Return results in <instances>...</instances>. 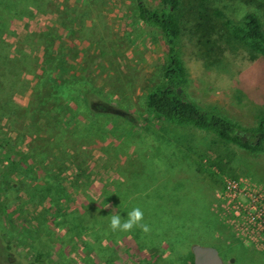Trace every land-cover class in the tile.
<instances>
[{
    "label": "rangeland",
    "instance_id": "374dc122",
    "mask_svg": "<svg viewBox=\"0 0 264 264\" xmlns=\"http://www.w3.org/2000/svg\"><path fill=\"white\" fill-rule=\"evenodd\" d=\"M207 1L233 18L257 15L264 31V0ZM4 4L0 13L12 7ZM194 5L182 0L187 96L256 128L264 61L217 20L204 31ZM15 9L22 13L0 17V264H190V240L215 247L224 264H264V241L237 231L233 203L220 195L225 179L264 190V153L147 111L166 45L135 2L27 0ZM198 162L214 174L200 173ZM137 189L154 204L140 208L160 218L145 221L148 234L112 232L108 216L117 209L126 218ZM118 192L124 207H114ZM187 210L189 223L176 219ZM95 211L103 222L89 226ZM194 224L201 230L189 235Z\"/></svg>",
    "mask_w": 264,
    "mask_h": 264
},
{
    "label": "trees",
    "instance_id": "16d2710c",
    "mask_svg": "<svg viewBox=\"0 0 264 264\" xmlns=\"http://www.w3.org/2000/svg\"><path fill=\"white\" fill-rule=\"evenodd\" d=\"M133 1L136 4L139 19L145 24L156 27L163 36L166 45L163 82L148 92L146 96L147 111L157 119H164L178 126H192L195 129L212 133L222 143L234 144L250 153H264V109L256 128H244L212 110L202 109L187 96L185 92L187 72L182 63L179 48L183 24L182 0H159L157 5L148 4L145 0ZM194 1L199 27L210 32L214 27V21L217 20L230 41L245 47L264 61V31L257 15L245 12L237 18H233L224 8L210 6L207 0ZM8 3H11L12 7H8L6 13H0V17L9 21L15 14L19 16L22 13V11L15 9V5L20 3L26 5L27 0H0V5H7ZM233 15L236 17V11H233ZM6 23L3 22V25ZM197 164L200 173H206L209 176L214 174L211 166L208 168L201 165L200 162ZM216 166L219 169L222 168L219 162L216 163ZM135 191H133L135 195V206L133 207H140L142 203L147 204L146 207L154 205L149 194L140 197L138 189ZM125 196L126 193L118 192L114 197V207H124L122 200L125 199ZM157 203H160V200L156 201L155 204L157 205ZM188 211L183 217L177 216L176 219H184L185 223H189L188 221L193 217L192 214H188ZM143 212L145 221L149 223H152L155 218H160V214L154 216V209L149 208ZM89 222L91 224L89 226L100 225L103 222L100 212H93ZM198 230L201 228L194 224L193 229L190 230L191 232L188 231V234L194 235ZM190 243L192 245L197 244L196 240H190ZM188 259L189 263L193 264L192 253Z\"/></svg>",
    "mask_w": 264,
    "mask_h": 264
},
{
    "label": "built area",
    "instance_id": "2783aa9c",
    "mask_svg": "<svg viewBox=\"0 0 264 264\" xmlns=\"http://www.w3.org/2000/svg\"><path fill=\"white\" fill-rule=\"evenodd\" d=\"M220 195L227 206L233 203L227 208L233 210L236 221L231 224L237 231L249 240L264 241V190L246 179H225Z\"/></svg>",
    "mask_w": 264,
    "mask_h": 264
},
{
    "label": "clouds",
    "instance_id": "9594fccd",
    "mask_svg": "<svg viewBox=\"0 0 264 264\" xmlns=\"http://www.w3.org/2000/svg\"><path fill=\"white\" fill-rule=\"evenodd\" d=\"M108 207L110 206L108 205ZM108 219L112 232L130 233L139 229L143 233L148 234L151 231L149 225L145 223L144 212L140 207H135L130 210L126 218H123L117 209H113Z\"/></svg>",
    "mask_w": 264,
    "mask_h": 264
},
{
    "label": "water",
    "instance_id": "95a60500",
    "mask_svg": "<svg viewBox=\"0 0 264 264\" xmlns=\"http://www.w3.org/2000/svg\"><path fill=\"white\" fill-rule=\"evenodd\" d=\"M193 264H224L218 250L213 246L192 245Z\"/></svg>",
    "mask_w": 264,
    "mask_h": 264
}]
</instances>
